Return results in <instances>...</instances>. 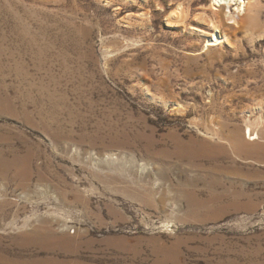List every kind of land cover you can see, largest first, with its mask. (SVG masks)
Returning <instances> with one entry per match:
<instances>
[{"label": "rangeland", "instance_id": "1", "mask_svg": "<svg viewBox=\"0 0 264 264\" xmlns=\"http://www.w3.org/2000/svg\"><path fill=\"white\" fill-rule=\"evenodd\" d=\"M209 4L0 0V264H264V0Z\"/></svg>", "mask_w": 264, "mask_h": 264}, {"label": "bare ground", "instance_id": "2", "mask_svg": "<svg viewBox=\"0 0 264 264\" xmlns=\"http://www.w3.org/2000/svg\"><path fill=\"white\" fill-rule=\"evenodd\" d=\"M251 4H252V0H210L209 6L212 9L214 14H218V12L223 11L224 14L229 16L231 18V20H232L233 18L236 19L235 17L245 13L249 9ZM184 13L185 12H183L182 9L177 8L173 12H171L170 18L172 20L173 19L177 20V19L181 18L182 16H184ZM211 27H212V30L214 32L212 33L211 36H208L207 42H206V46L218 45V44H220L223 41H227L226 35L224 33H221L214 23H211L210 28ZM250 129L251 128H249V130H248V135L249 136L254 135L256 132L253 130L252 133H251ZM212 135H215V136L219 137L218 133H214V134L212 133ZM239 137L240 136H238L237 138H235L233 140L232 145H236L237 147L242 145V142H241L242 138L240 137L241 138L240 139ZM258 137L261 138L260 134L257 132L256 136L251 138V140H253L255 138H258ZM179 147H181V146H179Z\"/></svg>", "mask_w": 264, "mask_h": 264}]
</instances>
